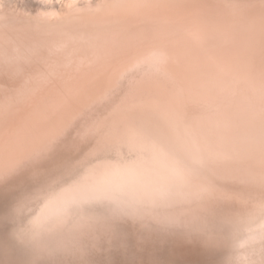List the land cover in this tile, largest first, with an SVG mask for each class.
<instances>
[{"label": "bare ground", "instance_id": "1", "mask_svg": "<svg viewBox=\"0 0 264 264\" xmlns=\"http://www.w3.org/2000/svg\"><path fill=\"white\" fill-rule=\"evenodd\" d=\"M115 5L80 14L69 13L68 5L44 21L38 36L13 49L2 45L0 59L8 55L11 72L23 78L0 124V168L29 155L43 134L105 96L126 72L173 74L115 103L111 110L122 131L108 135L104 149L114 147L116 157L97 158L51 194L41 219L87 203L157 202L172 188L194 184L198 169L232 182H264V3L238 13L209 3L198 12L186 4L143 14ZM152 92L161 95L168 117H144L134 109L137 98Z\"/></svg>", "mask_w": 264, "mask_h": 264}, {"label": "rangeland", "instance_id": "2", "mask_svg": "<svg viewBox=\"0 0 264 264\" xmlns=\"http://www.w3.org/2000/svg\"><path fill=\"white\" fill-rule=\"evenodd\" d=\"M112 2L116 10L132 14L172 11L186 4L198 12L201 3L238 13L264 0H0V56L2 45L9 50L21 39L38 36L44 21L55 19L68 5L69 13H96ZM13 36L19 40L13 41ZM9 59L8 55L3 63L0 59V124L8 102L19 98L17 81L23 78L11 72ZM170 76L126 72L105 96L85 104L60 129L43 134L29 155L0 168V264H264V182H232L207 170H196L194 184L172 188L157 202L119 207L87 203L60 214L50 211L41 219L39 212L51 194L78 178L97 158L116 157L114 147L108 144L104 149L112 139L106 137L122 131L111 110L115 103L131 91L142 93L148 83L155 89ZM160 98L145 93L134 109L141 116L160 119L164 116ZM129 107L126 102L123 109ZM178 114L173 109L176 122Z\"/></svg>", "mask_w": 264, "mask_h": 264}]
</instances>
